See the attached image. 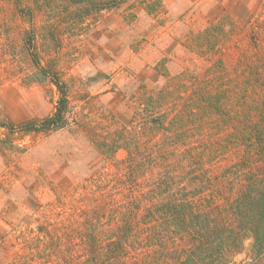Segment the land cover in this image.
I'll list each match as a JSON object with an SVG mask.
<instances>
[{
	"label": "rangeland",
	"instance_id": "374dc122",
	"mask_svg": "<svg viewBox=\"0 0 264 264\" xmlns=\"http://www.w3.org/2000/svg\"><path fill=\"white\" fill-rule=\"evenodd\" d=\"M219 22L221 32L204 40L205 29ZM163 70L179 76L169 87L187 89L184 98L198 89L224 90L218 122L233 120L213 139L229 148L204 162L214 182L200 202L207 205L211 195L218 203L231 200L244 169L233 164L243 153L240 133L264 119V0H0V264L56 262L51 242L64 228L76 238L83 224L74 216L83 208L78 197L90 193V183L102 187V173L112 182L120 176L122 165L109 155L135 131L142 94L165 85ZM51 74L65 87L64 125L20 129L53 113L60 92ZM212 131L194 130L193 151ZM114 155L123 159L126 151ZM192 161L182 159L185 169H194ZM116 186L104 185L100 195L121 212L134 205L135 186ZM251 243L245 238L228 264H252ZM59 250L70 258L65 246Z\"/></svg>",
	"mask_w": 264,
	"mask_h": 264
},
{
	"label": "trees",
	"instance_id": "16d2710c",
	"mask_svg": "<svg viewBox=\"0 0 264 264\" xmlns=\"http://www.w3.org/2000/svg\"><path fill=\"white\" fill-rule=\"evenodd\" d=\"M221 25L211 24L202 38L209 40V32L220 33ZM29 50L33 55L34 46L29 45ZM162 74L165 85L139 99L135 131L124 138L123 144L114 146L123 147L126 156L116 160L115 149L109 155L114 163L122 165L117 171L120 176H112V182L102 173L104 185H120L118 192L135 186L134 205L125 203L117 212V205L100 195L104 185L90 183V193L85 190L78 197L83 208L74 216H83V224L75 229L76 238L71 229L63 227L66 233H57L51 242L58 251L54 264H228L247 237L252 239V264H264V119L252 122L249 130L240 133L238 144L243 153L236 154L233 164L242 162L244 169L234 197L218 203L211 195L203 205L200 201L206 190L211 191L213 181L203 172L204 162L218 160L228 152L229 146L220 149L213 137L219 134L220 125L224 128L233 118L218 122L226 108L224 90L198 89L184 98L187 89L169 87L170 80H179V76L169 77L165 70ZM55 76L51 74V80L60 95L53 113L41 121L24 122L20 129L49 131L64 125L66 91ZM205 126L213 129L208 143L193 151L192 141L197 138L194 130ZM190 128H194L191 137L187 133ZM197 158L199 163H192ZM182 159L184 163L193 160L190 166L195 170L185 169ZM104 222L108 228L103 227ZM62 246L72 252L70 258L61 253Z\"/></svg>",
	"mask_w": 264,
	"mask_h": 264
}]
</instances>
